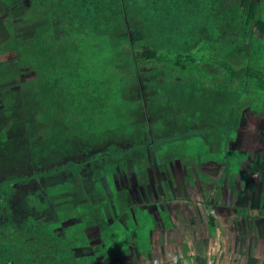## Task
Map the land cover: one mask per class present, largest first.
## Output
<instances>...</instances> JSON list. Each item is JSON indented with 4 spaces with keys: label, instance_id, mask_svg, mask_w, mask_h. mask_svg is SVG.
<instances>
[{
    "label": "trees",
    "instance_id": "trees-1",
    "mask_svg": "<svg viewBox=\"0 0 264 264\" xmlns=\"http://www.w3.org/2000/svg\"><path fill=\"white\" fill-rule=\"evenodd\" d=\"M23 19L33 30L10 29L0 48V76L34 74L0 107L1 257L100 264L146 247L159 227L123 209L113 171L125 158L143 171L154 146L171 178L186 157L203 181L211 160L223 164L218 183L261 174L264 151L247 138L231 148L222 132L234 142L244 113L264 117V0H31ZM110 155L123 156L103 165ZM107 202L126 219L105 221Z\"/></svg>",
    "mask_w": 264,
    "mask_h": 264
},
{
    "label": "rangeland",
    "instance_id": "rangeland-1",
    "mask_svg": "<svg viewBox=\"0 0 264 264\" xmlns=\"http://www.w3.org/2000/svg\"><path fill=\"white\" fill-rule=\"evenodd\" d=\"M12 1L14 5L9 6L0 0V48L8 40L10 29L23 35L34 28L33 24L23 21L28 15L31 0ZM2 55L5 59L11 58L14 51ZM17 69L19 74L0 76V107L13 100L14 95L24 97L31 91L34 74L25 67ZM120 69L122 72L128 70L126 66ZM244 114L236 129L239 138L236 136L234 142H230L227 138L229 132L224 131V144L232 148L238 146L237 139L244 142L247 138L252 145L264 151V117ZM209 148L210 152H215L214 145H209ZM148 153L146 167L139 173L134 172L129 158H125L126 171H111L119 192L118 199L133 221L138 208L141 213L151 214L159 228L149 232L146 247L136 248L130 244L126 255L100 264H264V158L260 165L261 174L239 187L227 175L223 182L218 183L222 176V163L213 160L201 163V173L208 177L203 181L194 174V165L186 157L172 162L171 178L161 149L154 146ZM122 156L110 155L101 163L106 165ZM191 175L193 182L188 184L186 179ZM101 182L110 198L105 179L102 178ZM2 196L6 197V194L0 189ZM104 206L102 216L105 221L126 219L115 214L110 202ZM66 208L67 205L58 209L63 212ZM72 222L73 219L64 224ZM88 231L91 243H97L98 229L93 226ZM38 257L37 252L26 253L15 264H57ZM0 264L13 263L8 257L0 256Z\"/></svg>",
    "mask_w": 264,
    "mask_h": 264
}]
</instances>
